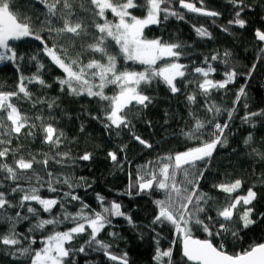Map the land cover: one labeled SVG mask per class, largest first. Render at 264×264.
<instances>
[{
    "label": "snow or ice",
    "instance_id": "snow-or-ice-1",
    "mask_svg": "<svg viewBox=\"0 0 264 264\" xmlns=\"http://www.w3.org/2000/svg\"><path fill=\"white\" fill-rule=\"evenodd\" d=\"M38 2L47 10L45 19L40 21L39 27L30 17L14 12L12 0H0V63L24 59L18 54L12 41L25 38L39 41L44 53L64 73L63 78H57L61 92L67 91L73 96L86 95L106 102L103 109L105 129L131 131L133 125L130 113L135 106L147 108L152 103V98L144 89L155 81L162 80L173 94L181 91L177 82L187 80L189 75V66L179 62L181 56L185 54L183 51L185 45L181 42H167L162 38L148 39L144 36V30L149 25H159L169 17L184 19V16L171 6L172 0H145L143 7L146 9V15L142 18L131 11L140 7L137 0H86L90 9L86 8L84 3L80 4V8L91 11L92 18L88 22L76 14V0ZM230 3L238 10L228 24L245 28L247 21L241 15L244 11V0H230ZM179 5L189 12L208 17L220 15L219 12L204 7V0H200L199 7L188 0H179ZM107 13H111L115 19H108ZM89 29H94L91 42L79 45L81 50L77 51L73 58L69 48L76 47L77 39L88 37ZM223 30L228 31L227 28ZM43 31H47L52 37L54 42L51 45L46 37L40 34ZM195 31L200 37L211 38V33L203 27H196ZM255 37L258 41L264 42V31L255 30ZM65 40L70 43L66 45L63 43ZM113 43L118 48V55L110 50V44ZM261 51H264V48ZM85 53L89 55L86 61L81 59ZM230 56L231 53L228 51L222 55L215 53L210 58H204L203 66L191 69L192 73L200 77L196 81V87L206 98L203 107L206 112L214 114L211 119H202L193 114L194 124L187 131L182 130L186 139L198 141L196 146L162 157L154 167L152 162H148L141 167L135 183L128 186L127 195H132L133 189H136L137 195L148 193L154 188L164 193L163 199L154 201L158 213L152 223L172 225L176 239L167 249H161L157 240L156 253L153 257L156 264H174L173 249L177 244L180 245L185 264H264V242L253 244L236 254H229L223 242L226 235L238 238L240 228L246 229L256 223L253 219L254 206H250L257 198L256 191L249 188L246 195L232 197L231 194L241 188L243 184L241 179L214 184V188L230 198L221 203L200 190V180L204 178L208 162L218 147L227 145L225 129L230 127L228 122L221 124L215 120L222 110L211 101L212 92L225 89L238 75L234 69H229L223 74L225 79L219 81L212 79L211 76L217 69L211 61H221L227 65V58ZM119 57H122L125 63H138L145 67L140 71L121 69L118 67ZM36 59L35 55L31 57L33 61ZM158 61L167 62L158 66ZM40 67L43 68V65ZM255 67L254 64L252 70ZM248 75H251V71ZM29 83H38L45 88L51 87L39 74L32 77L21 75L15 91H0V113H3L0 116V172L4 173V181L11 182V193L20 194L14 203L5 191L0 190V221L8 226V231L0 234V245L15 249L10 253L15 257H29L31 264H75V255L86 253L87 250H102L104 256L113 264H129L127 253L116 255L110 251L111 245L98 239L101 231L112 223L111 217L125 216L129 223L132 222L131 217L121 210L120 203L112 201L106 206L104 197L98 194L101 210H92L81 201L78 212L67 211L66 201L68 203L80 201L74 190L79 185L68 176H58L49 169V164L65 165L69 161L73 163L75 161L70 152L61 150V145L65 143L64 132L56 127L55 116L51 112L47 118L42 114L32 117L22 111L15 102L16 99L23 98L31 102L34 108L37 105H46L49 110L58 107L56 100L34 97L27 86ZM110 86L116 89L112 95L106 94L105 91ZM244 95L246 93L242 87L234 103ZM186 99L190 104H195L197 95L189 94ZM233 111L235 109L227 112L229 120ZM261 115H264V110L247 113L242 119L248 123L252 118ZM92 118L100 119L98 116ZM36 121H39V124ZM207 127L211 128V132L210 136L205 138L204 130ZM80 131H84L83 126ZM22 132H26L28 136H34L37 132L43 133V143L49 145L50 154L43 153L41 154L43 158L38 159L36 155L21 154L18 150H13L10 147L11 137H18ZM133 137L145 147H152L140 136L133 133ZM252 139L249 134L244 143L249 144ZM252 151L264 160V152H258L255 148ZM108 156L113 162H117L116 152L110 151ZM9 157L12 158L11 163L8 162ZM91 158L92 154L85 152L79 160L89 161ZM37 165L42 167L44 175L37 172ZM178 174L184 177L182 181H177ZM60 185L66 186L69 191L61 195ZM0 187H3L2 183ZM45 188L48 192L57 193V196H42L41 189ZM33 204L39 205V209ZM241 204L245 206L242 212L238 211ZM57 205L62 209V215H52ZM8 209L15 210L14 214H9ZM212 209L215 210V216L209 214ZM41 210L48 213L49 218H41ZM31 218H35V223L29 227V234L17 232V225L22 221L31 223ZM65 221H69L73 226L64 231H52L42 239V248L23 246L24 241H28L29 245L36 243V238L31 233L42 231L48 225L58 226ZM194 229L202 230L208 238H197L193 234ZM85 233L88 234V239L84 244L79 248L72 247L73 241ZM217 237L221 240L219 244L214 243Z\"/></svg>",
    "mask_w": 264,
    "mask_h": 264
},
{
    "label": "trees",
    "instance_id": "trees-1",
    "mask_svg": "<svg viewBox=\"0 0 264 264\" xmlns=\"http://www.w3.org/2000/svg\"><path fill=\"white\" fill-rule=\"evenodd\" d=\"M188 2L196 3L198 7L201 6L200 0H188ZM81 3L90 9L86 0H76V14L88 22L92 18L91 11H84L80 8ZM137 3L140 7L131 11L137 17L142 18L146 15V9L143 7L145 0H137ZM12 5L14 12L30 17L37 27L40 21L45 19L47 10L38 0H12ZM171 6L181 13L184 19L169 17L159 25H149L144 30V36L148 39L162 38L167 42L184 44L185 54L181 56L179 62L189 66V75L187 80H178L177 86L181 91L176 94L171 93L162 80H157L151 86H147L144 90L152 98V103L147 108L133 107L130 113L133 125L131 131L104 128L106 121L103 119V109L106 107V102L89 98L86 95L73 96L67 91L61 92L57 78H63L64 73L44 53L39 41L32 38L12 41L16 51L24 59L17 62L0 63V91H15L21 75L32 77L39 74L47 84L51 85L50 88H45L38 83L27 84L34 97H42L49 101L56 100L58 107L52 110L47 109L46 105H37L34 108L31 102L23 98L16 99L15 102L22 111L32 117L42 114L47 118L51 112L55 116L56 127L64 132L65 143L61 145V150L70 152L75 162L69 161L65 165L50 163L49 169L58 176L70 177L79 185L74 190L75 194L80 197V201L70 203L66 201L65 207L68 212H78L81 201L89 205L92 210H101L97 199L99 194L104 197L106 206L112 201L118 202L122 206L121 210L131 217V223L125 216L111 217L112 223L106 226L98 236V239L111 245L110 251L114 254L127 253L129 264H156L153 257L156 253L157 240L161 249H167L176 236L172 225L152 223L158 213V207L154 201L163 199L164 193L154 188L148 193L137 195L136 189H133L132 195H127L128 186L130 183H135L141 167L148 162H152L154 167L160 158L196 146L198 141L186 139L182 130L187 131L194 124L193 114L202 119H211L214 114L206 112L203 107L206 98L199 93L196 87V81L200 77L192 73L191 69L195 66H203L205 57L210 58L215 53L222 55L225 51L231 53V56L227 58L228 64L211 61L217 69L211 78L218 81L223 80L225 79L224 72L229 69H234L238 75L225 89L214 90L211 101L222 110L215 120L221 124L228 122L230 125L225 129L227 145L218 147L213 158L208 162L204 178L200 180V190L224 203L230 198L214 188V184L241 179L243 184L240 189L231 194L232 197L244 196L249 188H253L257 193V198L250 206H254L253 219L256 223L246 229L240 228L238 238L226 235L223 242L229 254L240 253L253 244L264 242V216L261 215L264 214V160L252 151L255 148L258 152H264V115L254 117L248 123L242 119L247 113L264 110V51H261L264 48V42L258 41L255 37V30L264 31V0H244V11L241 15L247 21L245 28L228 24L238 10L230 3V0H204L203 6L219 12L218 17L189 12L180 7L179 0H172ZM107 16L110 20L115 19L111 13H107ZM196 27L207 29L211 33V38L200 37L195 31ZM224 28L228 31H224ZM89 32L88 37L75 41L76 47L69 48L73 58L76 52L81 50L79 45L91 42L94 29H89ZM40 34L46 37L49 45L54 42L47 31ZM63 43L67 45L70 42L65 40ZM110 50L118 55V48L114 43L110 44ZM33 55L37 57L35 61L31 60ZM88 58L87 53L81 57L85 61ZM165 62L167 61H158V66H162ZM41 64L43 68L40 67ZM254 64L256 67L252 70ZM118 67L140 71L145 66L132 62L125 63L123 58L119 57ZM242 87L246 95L241 96L240 100L234 103ZM105 91L106 94L112 95L116 89L110 86ZM193 93H196L197 100L195 104H190L186 97ZM232 109L235 111L229 120L227 112ZM2 115L3 113H0V116ZM93 116H98L100 119H93ZM36 123L39 124V121ZM81 126L84 128L83 132L80 131ZM117 131H119L118 135ZM210 132V127L205 128L204 137L208 138ZM133 133L147 141L152 147L148 148L140 144L134 139ZM249 134L253 139L249 144H245L244 141ZM11 139L10 147L21 154L36 155L38 159L43 158L41 155L43 153L50 154L49 145L43 143L41 132H37L34 136H28L26 132H22L18 137L12 136ZM121 148L124 150L120 151ZM110 151L117 153V162H113L108 156ZM85 152L91 153L92 158L89 161L79 160ZM11 161L12 158L9 157L8 162L11 163ZM36 170L44 175L40 165L36 166ZM3 177L4 173L0 172V183L3 184L0 190L5 191L15 203L20 194H12L11 182L4 181ZM183 179L182 175H177L178 182ZM59 187L61 195L69 191L66 186L60 185ZM41 195L53 197L57 196V193L48 192L45 188L41 189ZM33 206L38 209L40 207L36 204ZM244 207L242 204L239 205L238 211L242 212ZM14 211L8 209L9 214H14ZM209 214L215 216V210H210ZM52 215H62L59 205L53 209ZM41 218H49V214L41 210ZM32 223H35V218H31V223L22 221L17 225V232L28 235V229ZM72 226L69 221L58 226L48 225L42 231L37 230L31 233L36 238L35 244L29 245L28 241H24L23 246H30L33 249L42 248L41 241L45 236L54 230L64 231ZM7 231V224L0 221V234H5ZM193 234L200 239L208 238L199 229H194ZM87 239V233L78 236L73 241L72 247L79 248ZM220 242V238H215L214 243L219 244ZM14 251L15 249L0 245V264H31L27 256L15 257L10 254ZM74 259L75 264H113L104 256L102 250H87L86 253L76 254ZM173 260L174 264H185L179 244L173 249Z\"/></svg>",
    "mask_w": 264,
    "mask_h": 264
},
{
    "label": "water",
    "instance_id": "water-1",
    "mask_svg": "<svg viewBox=\"0 0 264 264\" xmlns=\"http://www.w3.org/2000/svg\"><path fill=\"white\" fill-rule=\"evenodd\" d=\"M263 83H264V80H263Z\"/></svg>",
    "mask_w": 264,
    "mask_h": 264
}]
</instances>
